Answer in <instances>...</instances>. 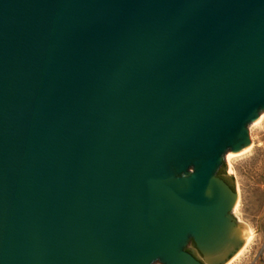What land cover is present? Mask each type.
<instances>
[{"label": "water", "instance_id": "obj_1", "mask_svg": "<svg viewBox=\"0 0 264 264\" xmlns=\"http://www.w3.org/2000/svg\"><path fill=\"white\" fill-rule=\"evenodd\" d=\"M263 113L264 0H0V264H227Z\"/></svg>", "mask_w": 264, "mask_h": 264}, {"label": "rangeland", "instance_id": "obj_2", "mask_svg": "<svg viewBox=\"0 0 264 264\" xmlns=\"http://www.w3.org/2000/svg\"><path fill=\"white\" fill-rule=\"evenodd\" d=\"M250 140L255 143L253 150L235 158L233 166L226 157L227 172L240 196L241 205L234 216L245 228L244 243L248 229L254 231L249 247L230 264H264V122L250 127Z\"/></svg>", "mask_w": 264, "mask_h": 264}, {"label": "bare ground", "instance_id": "obj_3", "mask_svg": "<svg viewBox=\"0 0 264 264\" xmlns=\"http://www.w3.org/2000/svg\"><path fill=\"white\" fill-rule=\"evenodd\" d=\"M263 122H264V113L261 114V115L259 116L258 120L254 121L252 125L255 124V126H259V125L263 124ZM252 125H251V126H252ZM251 126H250V127H251ZM254 146H255L254 141H251V143L249 144V146L246 147L245 149H243V150H241V151H239V152L228 153V154L226 155V157H227V161L230 163L231 166H233V160H234L235 158H238V157H241V156H243V155H245V154L250 153V152L253 150ZM240 205H241V204H240V196H239V194H238V198H237V201H236V204H235L234 210L237 211ZM245 235H246V234H245ZM253 238H254V231H253L252 228H249V229H248V235H247V238H246V242H245V244H244V247L238 252V254H237L233 259H231L232 261H231V260L229 261L230 263L233 262L234 260L238 259V258L242 255V253H243V252L249 247V245L251 244ZM230 263H228V264H230Z\"/></svg>", "mask_w": 264, "mask_h": 264}, {"label": "flooded vegetation", "instance_id": "obj_4", "mask_svg": "<svg viewBox=\"0 0 264 264\" xmlns=\"http://www.w3.org/2000/svg\"><path fill=\"white\" fill-rule=\"evenodd\" d=\"M226 174H227V171H226V170H223V168H222V169L219 171V173H218V177L221 178V179H223V180L226 182V184H228V186H229L232 190L235 191V188H234V187L228 182L227 179H225ZM185 250H186L188 253L194 255L196 258H198V257H197V255L194 253L195 251L198 252V253H200V254L203 256V254H202V252L200 251V249H199L197 243H196L193 239L190 240V242L188 243V245H187V247H186ZM198 260H200V262L204 263L201 259L198 258Z\"/></svg>", "mask_w": 264, "mask_h": 264}]
</instances>
